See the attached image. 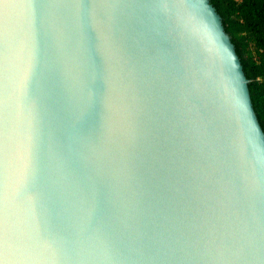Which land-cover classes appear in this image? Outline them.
Instances as JSON below:
<instances>
[{
  "label": "water",
  "instance_id": "water-1",
  "mask_svg": "<svg viewBox=\"0 0 264 264\" xmlns=\"http://www.w3.org/2000/svg\"><path fill=\"white\" fill-rule=\"evenodd\" d=\"M209 0H0V264H264V132Z\"/></svg>",
  "mask_w": 264,
  "mask_h": 264
},
{
  "label": "trees",
  "instance_id": "trees-1",
  "mask_svg": "<svg viewBox=\"0 0 264 264\" xmlns=\"http://www.w3.org/2000/svg\"><path fill=\"white\" fill-rule=\"evenodd\" d=\"M220 13L241 66L264 132V0H209Z\"/></svg>",
  "mask_w": 264,
  "mask_h": 264
}]
</instances>
